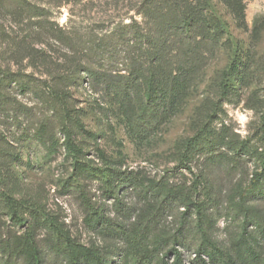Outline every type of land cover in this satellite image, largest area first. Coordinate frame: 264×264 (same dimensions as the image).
<instances>
[{"label": "trees", "instance_id": "obj_1", "mask_svg": "<svg viewBox=\"0 0 264 264\" xmlns=\"http://www.w3.org/2000/svg\"><path fill=\"white\" fill-rule=\"evenodd\" d=\"M247 3L248 0H128V10H134L136 17L133 15L128 22H121L117 29L75 41L62 29L52 26L44 7L29 0H0V38L4 44L2 56L7 63L0 64V116H11L12 125L17 129L12 138L0 131V207L13 221L26 227L20 247L13 240H8L4 247L0 244V260L3 259L0 264H48V259L54 256L60 259L58 264H184L183 253L178 248L185 246L184 232L177 231L160 239L149 231L148 225L144 226L147 230L141 228L140 234H133L124 226L114 232L116 238L128 244L123 251L100 252L87 247L53 220L49 221L48 229L56 232L61 242L45 247L38 242L36 222H31L21 212L19 200L13 194V166L30 162L22 157L25 148L20 139H29L31 135L21 138L16 135L22 129V115H31V109L13 96L12 89L32 92L43 108L60 118L57 131L63 135L62 145L72 155L75 163L72 176L79 184L77 161L83 149L77 140L83 121L76 111L70 88L81 80L82 72L87 73L94 87L104 94L108 110L125 113L136 134L145 137L183 110L189 97L201 88L215 62L227 51L228 61L213 79V89L217 93L216 101L212 102L214 109L182 146L179 162L193 171L192 163L200 153L213 151L220 143V137L210 128L219 108L225 103L242 100L243 93L253 87L259 81V74L264 72V59H255L251 47L239 44L232 30V23L245 30L249 28ZM5 20L20 31L8 33L4 28ZM37 35L44 38L40 43L46 45L62 43L78 49L83 44L88 64L80 68L81 65L77 67L72 63V66L54 71L49 66L46 50L30 42ZM104 59L102 68H98V60ZM24 61L32 72L13 69L15 65L21 67ZM36 72L41 76L37 77ZM260 84L264 86L263 81ZM262 119L264 130V112ZM39 122L32 136L54 147L57 142L51 117H38L37 124ZM262 146L258 169L253 171L248 185L239 191L236 206L242 217L241 231L230 243L220 244L216 240L218 218L201 199L200 183L187 191L179 187L168 190L166 196L171 202L178 200L185 214L192 212L191 215L197 217L200 242L195 250L194 264H264L261 242L264 210L260 211L256 203V198L260 197L258 193L264 188V141ZM114 167L115 164L111 166ZM99 174L109 184L108 197L114 200L119 198L122 188L116 182L131 187L137 184L121 170L111 169ZM156 190L149 186L143 192L155 195ZM78 191L92 215H97L94 228H98L101 221L106 225L108 217L104 208L94 206L85 190ZM125 212L128 215L129 210ZM250 227L258 230L259 235L250 231Z\"/></svg>", "mask_w": 264, "mask_h": 264}, {"label": "rangeland", "instance_id": "obj_2", "mask_svg": "<svg viewBox=\"0 0 264 264\" xmlns=\"http://www.w3.org/2000/svg\"><path fill=\"white\" fill-rule=\"evenodd\" d=\"M29 1L44 7L52 26L56 30L62 29L66 36L75 41L84 40L91 34H103L117 29L121 22H128L133 15L136 17L134 10H128V0ZM246 18L249 28L245 30L232 23L233 33L239 44L251 47L255 59L262 61L264 0H248ZM3 23L10 34L20 31L10 21L5 20ZM41 41L44 38L37 35L30 42L46 50L49 66L54 71L72 66V63L77 67L81 65L80 68L88 64L83 44L77 49L68 44L46 45ZM3 47L0 38V64L5 66L7 63L2 56ZM228 53L223 52L218 58L201 88L189 97L183 110L145 137L136 134L128 124L125 113L108 110L104 94L94 87L92 78L82 72L81 80L70 88L76 111L83 121L77 140L83 149L77 161V173L80 172L78 183L81 186L75 183L77 178L72 176L74 160L62 145L63 135L57 131L60 118L56 113L43 108L32 92L23 93L16 87L12 89L13 96L31 109V115H22V129L16 135L18 138L31 135L29 139H20L25 148L22 157L30 162L13 166V194L19 200L21 212L31 222H36L38 242L42 246L61 242L57 233L48 229L50 220L70 233L77 242L97 248L100 252L123 251L127 248L128 244L114 235L120 227H129L133 234H140L141 228L147 230L149 226V231L160 239L168 238L177 231L184 232L182 236L185 246L178 248L183 253L184 264H194L195 250L200 242L196 228L197 217L191 215L192 212L185 214L179 201L171 202L166 195L170 188L179 187L187 191L199 183L201 199L209 205L212 215L218 218L216 240L220 244H227L239 237L242 224L236 206L239 191L248 185L253 171L258 169L259 153L263 148L264 86L260 81L264 82V72L259 74V81L243 93L242 100L225 103L219 108L210 125L214 135L220 137L215 150L201 152L192 163L193 171L184 168L179 162L185 140L197 131L214 109L212 102L216 101L217 93L213 89V79L226 65ZM105 60H98L97 67L102 68ZM19 68L26 73L33 70L27 67V61L21 67H13L15 71ZM35 75L41 76L39 72ZM49 116L56 129H52L57 142L54 147L32 136L40 126V122L37 124L38 117ZM12 121L11 116H0V131L13 135L17 129ZM113 164L115 167L111 168ZM111 169L124 171L137 183L136 187H131L114 181L117 186H122L117 200L108 197L109 184L99 174ZM149 186L157 189L155 195L143 192ZM80 188L85 190L94 206L104 208L108 223L105 225L101 221L98 228L103 227L99 230L94 228L97 215H92V211L86 207L78 191ZM258 194L260 197L256 198V203L261 211L264 210V188ZM151 205L154 206L153 210ZM127 209L128 215L125 212ZM249 229L259 235L258 230ZM25 230V226L13 221L0 207V244L3 247L8 240L15 241L16 246L20 247L25 238ZM261 242L264 246L263 238ZM52 252L57 255L54 250ZM172 260L173 257L169 261ZM59 261L54 256L48 259V264H58Z\"/></svg>", "mask_w": 264, "mask_h": 264}]
</instances>
